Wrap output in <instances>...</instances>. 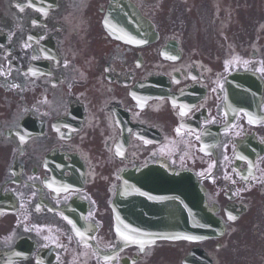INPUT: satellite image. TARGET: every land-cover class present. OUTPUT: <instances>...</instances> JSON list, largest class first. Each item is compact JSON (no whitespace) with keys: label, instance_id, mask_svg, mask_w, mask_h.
<instances>
[{"label":"flooded vegetation","instance_id":"1","mask_svg":"<svg viewBox=\"0 0 264 264\" xmlns=\"http://www.w3.org/2000/svg\"><path fill=\"white\" fill-rule=\"evenodd\" d=\"M108 1L0 0V263L183 264L197 247L209 264H264V151L252 168L234 159L247 135L264 146V0H133L161 37L144 48L104 30ZM197 11L243 32V53L263 80L256 122L238 111L227 123L224 74L197 46L161 58L176 38L169 32L184 30V16ZM154 74L171 92L187 91L192 107L182 112L166 96L137 101L136 83ZM159 158L201 180L225 222L222 237L157 242L143 253L120 246L110 206L119 173ZM55 174L66 182L59 190ZM77 213L87 224L82 238L106 257L75 235L68 216Z\"/></svg>","mask_w":264,"mask_h":264},{"label":"water","instance_id":"2","mask_svg":"<svg viewBox=\"0 0 264 264\" xmlns=\"http://www.w3.org/2000/svg\"><path fill=\"white\" fill-rule=\"evenodd\" d=\"M114 1L118 3L117 7L109 10V23L113 32L134 43H149L156 39L157 34L152 25L131 3L127 0ZM138 175L141 179L133 174L126 176L138 185L132 192L141 194L143 190H147L150 193H168V199L164 203H139L144 207L146 219L138 221V224L151 231L147 239L206 235L211 233L213 225L219 226L207 212L200 186L190 174L151 166L140 171ZM137 200L138 196H128L124 189V195L118 202L119 206L125 204V215L130 213L129 204L134 205Z\"/></svg>","mask_w":264,"mask_h":264},{"label":"snow or ice","instance_id":"3","mask_svg":"<svg viewBox=\"0 0 264 264\" xmlns=\"http://www.w3.org/2000/svg\"><path fill=\"white\" fill-rule=\"evenodd\" d=\"M28 6H32L30 0H29V5ZM20 10L23 11L24 10L23 7H20ZM21 139H23V137ZM229 219H235V217L229 215ZM121 235H122L123 239H125V240H130L131 239V237L123 236V234H121ZM185 239H190L191 240V239H196V238L195 237H185ZM140 243H143V242L141 241Z\"/></svg>","mask_w":264,"mask_h":264}]
</instances>
